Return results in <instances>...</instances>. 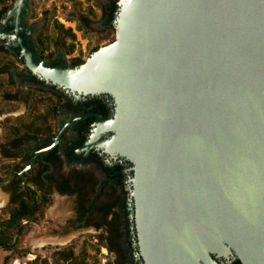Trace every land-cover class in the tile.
Instances as JSON below:
<instances>
[{
    "label": "water",
    "instance_id": "95a60500",
    "mask_svg": "<svg viewBox=\"0 0 264 264\" xmlns=\"http://www.w3.org/2000/svg\"><path fill=\"white\" fill-rule=\"evenodd\" d=\"M115 28L75 67L7 36L34 74L115 100L144 264H264V0H123Z\"/></svg>",
    "mask_w": 264,
    "mask_h": 264
},
{
    "label": "flooded vegetation",
    "instance_id": "af4514ba",
    "mask_svg": "<svg viewBox=\"0 0 264 264\" xmlns=\"http://www.w3.org/2000/svg\"><path fill=\"white\" fill-rule=\"evenodd\" d=\"M114 7V2H109L102 13L111 25ZM14 28L7 29L12 34ZM6 40L11 49L1 46L0 52L10 53L15 60L8 69L0 70L14 88L6 101H22L23 117L29 112L39 115L19 131L11 128L4 134L0 153L9 166V204L37 199L40 217L54 193L70 199L71 216L63 221L65 229L94 235V242L111 264H144L136 225L134 164L109 148L115 133L102 123L115 118V100L105 93H78L34 74L23 65L17 40L11 36ZM79 63L72 60L70 66ZM50 64L61 63L50 60ZM33 93L47 96V105L36 112L30 109ZM39 217L26 224L64 237V232L51 231ZM212 257L218 264H241L235 255Z\"/></svg>",
    "mask_w": 264,
    "mask_h": 264
},
{
    "label": "rangeland",
    "instance_id": "374dc122",
    "mask_svg": "<svg viewBox=\"0 0 264 264\" xmlns=\"http://www.w3.org/2000/svg\"><path fill=\"white\" fill-rule=\"evenodd\" d=\"M1 1L4 2L6 9L0 14V47L4 46L6 51L11 49V45L6 40L10 37L7 34H11V31L9 32L7 28L15 26L20 29L22 36L29 42L39 59L46 63H50V60L58 61L61 64L57 66L64 67L70 66L72 60L79 61V64L87 61L96 49L115 40L116 21L111 25L104 20L102 18V8L109 2L115 1L120 8L123 0ZM2 8L0 4V11ZM55 22L61 24L64 29H71L75 39L63 37L60 30L55 29ZM46 37L50 39L51 45L47 52L42 53L37 46V42L38 40L45 42ZM14 63L15 60L10 53L0 52V70L8 69ZM17 80H20V78H17ZM13 92L14 88L9 83L8 76L6 74L0 75V146L4 142L5 132L13 127H21L30 120L34 122L39 116L34 112H29L26 117L21 116L25 110L24 103L22 101L15 103L6 101L7 94ZM46 105V95L32 94L30 104L32 111L36 112L38 107L41 110ZM8 174L9 166L0 153V194L7 199L6 204L0 208V230L10 219V212L16 206L9 204L6 192ZM55 196L54 193L51 196L52 202L42 208L40 217L38 212L35 220L39 217L40 221L44 222L51 231L64 232L65 235L61 239H67V242L64 245L48 244L41 247L28 244L32 232L38 229L36 226L26 224L25 220L22 221L21 230L16 232L13 237V244H17V246L13 250L0 248V264H111L108 261L109 257L94 242V239H96L94 235L65 229L64 222L54 224L49 218V210L53 206ZM33 200L39 205L37 199ZM61 204L60 209L67 212L65 217L67 219L71 216L69 210L71 200L63 198Z\"/></svg>",
    "mask_w": 264,
    "mask_h": 264
},
{
    "label": "trees",
    "instance_id": "16d2710c",
    "mask_svg": "<svg viewBox=\"0 0 264 264\" xmlns=\"http://www.w3.org/2000/svg\"><path fill=\"white\" fill-rule=\"evenodd\" d=\"M0 4L3 7L0 11L1 14L6 9V7L4 5V2L1 0ZM114 4L115 7L111 11V21L115 23L119 12V6L116 1L114 2ZM102 12H104L103 14H105L104 8H102ZM55 29L60 30V32L63 34V37L75 39V35L72 33L71 29H64V27L58 22H55ZM45 39V42H43L42 40H38L37 42V46L42 53L47 52L48 48H50L51 45L50 39L48 37H46ZM21 127L13 128H18L16 130L19 131ZM39 209V205L33 199L21 200L15 207H13L10 212V219L3 225L2 229L0 230V248H4L5 250H13L17 246V244H13V237L16 232L21 230L22 221L34 220L39 212Z\"/></svg>",
    "mask_w": 264,
    "mask_h": 264
},
{
    "label": "bare ground",
    "instance_id": "6f19581e",
    "mask_svg": "<svg viewBox=\"0 0 264 264\" xmlns=\"http://www.w3.org/2000/svg\"><path fill=\"white\" fill-rule=\"evenodd\" d=\"M53 200V206L49 210V218L54 222V224H60L65 220V217L67 215V212L64 209H60V204L62 203L63 198L56 195ZM6 202V197L0 194V208L3 207ZM66 242L67 239H61L57 236L49 235L48 230H43L40 228L32 232L28 244H31L35 247H41L48 244L64 245Z\"/></svg>",
    "mask_w": 264,
    "mask_h": 264
}]
</instances>
